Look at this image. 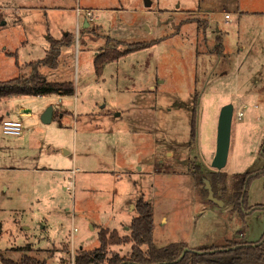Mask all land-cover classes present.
Segmentation results:
<instances>
[{"label": "rangeland", "instance_id": "374dc122", "mask_svg": "<svg viewBox=\"0 0 264 264\" xmlns=\"http://www.w3.org/2000/svg\"><path fill=\"white\" fill-rule=\"evenodd\" d=\"M87 11L95 17L85 30ZM206 18L218 35L207 32ZM196 19L204 22L200 28ZM67 32L74 45L62 48L55 70L41 71L49 80L73 81L76 98L0 100V117L16 119L19 106L30 110L20 116L21 135L4 133L0 121V264L2 256L21 258L17 248L28 244L46 264H61L82 248L98 247L100 227L129 234L141 196L154 206L157 246L259 240L264 0H0V80L28 75L51 38ZM218 36H224L223 51L215 48ZM158 39L97 73L95 58L107 48L126 51L130 43ZM229 103L234 116L222 171L231 185L244 172L261 171L248 186L245 208L213 203L204 191L203 174L214 169L219 114ZM50 106L54 119L44 123ZM254 205L262 207L250 209ZM64 245L69 255L60 250ZM111 249L129 255L131 244Z\"/></svg>", "mask_w": 264, "mask_h": 264}, {"label": "trees", "instance_id": "16d2710c", "mask_svg": "<svg viewBox=\"0 0 264 264\" xmlns=\"http://www.w3.org/2000/svg\"><path fill=\"white\" fill-rule=\"evenodd\" d=\"M187 21H190V19L184 22ZM196 21L199 28L204 23L200 19H196ZM73 38L74 35L71 32L64 35L61 39L51 38V46L46 56L30 63L32 70L28 75H21L9 80H0V100L22 95L75 96L76 86L73 81L49 80L41 71L43 67L56 69L59 66L62 48L71 46ZM222 38L221 36L217 37L215 47L216 49L220 48L221 51L224 48ZM162 39L130 43L126 51H120L116 46L107 48L95 58L97 73L100 75L106 63L120 58L125 53L149 47ZM196 136L197 118L193 112L191 123L192 140H195ZM260 174V170L244 172L238 182L240 185L238 183L237 185H231L228 181V173L220 170L211 173L210 183L214 190L229 194V204L245 208L248 199V186ZM235 187L237 188L235 189ZM261 207L262 205H254L250 206V209L254 208L255 210ZM135 211L137 216L133 218L129 226V234H122L117 228L100 227V245L98 247L89 250L82 248L75 252L73 259L62 258L61 264H264V234L257 241H251L243 237V239L231 240L225 245H200L189 248L184 243L174 242L160 247L154 241L155 217L153 204L141 196L135 202ZM2 227L3 225L0 221V233L2 232ZM124 244H131L129 255H124L111 249L112 246ZM187 247L189 250L180 258ZM17 249L24 251L22 257L15 260L2 256V264H46L47 262L46 259L29 253L33 249L30 244ZM60 250H63L68 255L71 253L68 245H64L63 249Z\"/></svg>", "mask_w": 264, "mask_h": 264}, {"label": "water", "instance_id": "95a60500", "mask_svg": "<svg viewBox=\"0 0 264 264\" xmlns=\"http://www.w3.org/2000/svg\"><path fill=\"white\" fill-rule=\"evenodd\" d=\"M148 5H150L149 2ZM88 26L89 23L88 20L86 19L84 27H88ZM53 112H54L53 106L48 107L47 110L42 115V121L44 123H50L53 119ZM233 116H234L233 104L229 103L221 108L219 114V120H218V127H217V149L212 161V167L217 170L224 169L228 163L229 151L231 145ZM210 193L213 201L222 204L223 202L222 200L213 197L212 191ZM188 250L189 248H185L180 258H182Z\"/></svg>", "mask_w": 264, "mask_h": 264}, {"label": "crops", "instance_id": "0c3cea01", "mask_svg": "<svg viewBox=\"0 0 264 264\" xmlns=\"http://www.w3.org/2000/svg\"><path fill=\"white\" fill-rule=\"evenodd\" d=\"M94 17H95V15L92 13V17H86V19L88 20L89 18H92V20L94 19ZM225 18H226V16H225ZM228 19V18H227ZM206 20H208V29H207V32L209 31V30H213V27H212V25H211V22H210V20L208 19V18H206ZM88 23H89V21H88ZM89 25H90V23H89ZM214 31V33L216 34V35H218L217 33H219V29H217V30H213ZM204 32V31H203ZM68 33H70V32H67L65 35H67ZM72 33V32H71ZM205 33V32H204ZM226 34V32L224 33V35ZM223 38H224V36H223ZM74 44H72V46H73ZM72 46H69V47H72ZM224 48H225V45H224ZM243 49L245 50V47H243ZM62 53V52H61ZM55 70V69H54ZM45 73V72H44ZM47 77H48V79H49V75L48 74H45ZM53 81H58V80H53ZM60 81V80H59ZM64 81H68V80H64ZM59 97V99L60 100H62V98H65V97H67V96H58ZM72 97H75V96H72ZM76 98V97H75ZM63 101V100H62ZM30 112V110H29V108H26V107H22V106H19L18 107V111H17V117L16 118H19L20 120H21V117L20 116H22V115H26L27 113H29ZM8 114H9V112H8ZM54 114H55V111L53 112V119H54ZM63 116L65 115L64 114V112H63V114H62ZM119 115V114H118ZM4 119H7L5 116H1L0 117V121L2 122ZM52 119V120H53ZM22 121V120H21ZM23 122V121H22ZM21 135V134H20ZM68 154H70V151H68L67 152ZM72 172V170H68V172ZM129 207H130V210H133L134 211V202H131V203H129ZM130 226V225H129ZM129 226H127V230H130L129 229Z\"/></svg>", "mask_w": 264, "mask_h": 264}, {"label": "built area", "instance_id": "2783aa9c", "mask_svg": "<svg viewBox=\"0 0 264 264\" xmlns=\"http://www.w3.org/2000/svg\"><path fill=\"white\" fill-rule=\"evenodd\" d=\"M88 17H92V12L87 11ZM229 14H226V18H230ZM239 117H242L243 113H238ZM3 131L6 134L20 135L24 131V123L19 119L7 118L2 121ZM73 264V263H72Z\"/></svg>", "mask_w": 264, "mask_h": 264}, {"label": "flooded vegetation", "instance_id": "af4514ba", "mask_svg": "<svg viewBox=\"0 0 264 264\" xmlns=\"http://www.w3.org/2000/svg\"><path fill=\"white\" fill-rule=\"evenodd\" d=\"M263 152H264V150H263ZM216 171H220V170H217V169L214 168L213 170L205 171L204 172V174H203V181H204L203 183L205 185L204 191H205V193H206L207 196L210 195V197H209L210 200L213 201V199L211 198V193H210L212 191V196L213 197H216L217 199L224 201V203H226V202L228 203V201H227L228 198H224V197L226 195H229V194H227V193L226 194H223L222 191H216V190H214L213 187H212V185H211V183H210V181H211L210 175H211V173L216 172ZM207 172H209V176H207V174H206ZM213 203L220 204V203L215 202V201H213Z\"/></svg>", "mask_w": 264, "mask_h": 264}, {"label": "bare ground", "instance_id": "6f19581e", "mask_svg": "<svg viewBox=\"0 0 264 264\" xmlns=\"http://www.w3.org/2000/svg\"><path fill=\"white\" fill-rule=\"evenodd\" d=\"M231 18V17H230ZM230 18H228V19H230Z\"/></svg>", "mask_w": 264, "mask_h": 264}]
</instances>
